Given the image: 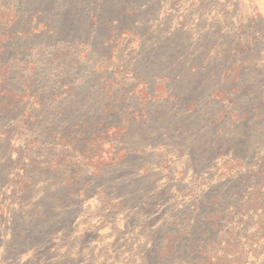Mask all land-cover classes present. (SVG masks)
I'll return each instance as SVG.
<instances>
[{
  "label": "rangeland",
  "instance_id": "1",
  "mask_svg": "<svg viewBox=\"0 0 264 264\" xmlns=\"http://www.w3.org/2000/svg\"><path fill=\"white\" fill-rule=\"evenodd\" d=\"M138 1L0 0V264H260L264 0Z\"/></svg>",
  "mask_w": 264,
  "mask_h": 264
},
{
  "label": "trees",
  "instance_id": "2",
  "mask_svg": "<svg viewBox=\"0 0 264 264\" xmlns=\"http://www.w3.org/2000/svg\"><path fill=\"white\" fill-rule=\"evenodd\" d=\"M149 1L150 2L154 1L152 3H154L156 5V7L159 4V2H156L157 0H149ZM139 2L142 3L143 0H139L137 2L138 5H135L134 3L132 4L131 2H129L128 6L122 7L124 9V13H131L134 10L136 11L140 5ZM40 10H41V7L38 8V11H40ZM30 13H31V11L29 12V14ZM148 13H150V12H148ZM12 14H13V11H11L9 5L6 3H2L1 4V11H0V47H2L8 41L7 39L9 37V34L11 33L12 21L10 20V18L12 16ZM212 204H214V201H212ZM219 204H218V206H219ZM219 210H220V206L218 207L217 211H215L216 213H213V220H215L219 216ZM210 219H212V217ZM242 231L243 230H241L239 232H242ZM210 246H211V243H209L207 245H202V246L200 245V242L192 243L189 246V248L187 249V252L185 253V255L181 254L183 256L181 257L182 259H180V263H178V264H229V262L227 260V258H229V256L227 254H224L221 256V254L215 253V255H211V253H210L211 250L209 249ZM261 248L262 247L260 245V242H258V243H255L251 246L250 251L239 250L236 252L235 256L239 257V259H245L246 256L248 255V253L251 254V252H253V254H255V256H258V257H256L257 263L260 262V264H264V255L261 256L258 253L259 249H261ZM179 249L180 248L177 247V250H179ZM175 250H176V248L173 249V251H175ZM154 253H157V252H154ZM154 253H152L153 256L155 255ZM176 256H179L178 251H177ZM176 256H175V254L171 255L172 264H175L174 261L176 259ZM194 257H195V260L192 263V259H194ZM162 258H160V259H162ZM262 258H263V260H262ZM234 261H235V259H232L230 261V263L234 264Z\"/></svg>",
  "mask_w": 264,
  "mask_h": 264
}]
</instances>
